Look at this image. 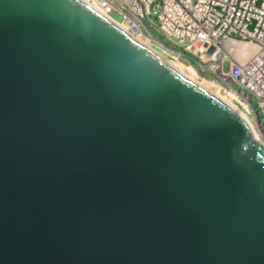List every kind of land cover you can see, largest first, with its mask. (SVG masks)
Masks as SVG:
<instances>
[{
    "label": "water",
    "instance_id": "water-1",
    "mask_svg": "<svg viewBox=\"0 0 264 264\" xmlns=\"http://www.w3.org/2000/svg\"><path fill=\"white\" fill-rule=\"evenodd\" d=\"M0 264H264V145L90 4L0 0Z\"/></svg>",
    "mask_w": 264,
    "mask_h": 264
},
{
    "label": "built area",
    "instance_id": "built-area-1",
    "mask_svg": "<svg viewBox=\"0 0 264 264\" xmlns=\"http://www.w3.org/2000/svg\"><path fill=\"white\" fill-rule=\"evenodd\" d=\"M90 1L134 36L161 31L165 38L156 35L157 41L171 61L194 67L201 80L220 83L264 133V0Z\"/></svg>",
    "mask_w": 264,
    "mask_h": 264
},
{
    "label": "bare ground",
    "instance_id": "bare-ground-1",
    "mask_svg": "<svg viewBox=\"0 0 264 264\" xmlns=\"http://www.w3.org/2000/svg\"><path fill=\"white\" fill-rule=\"evenodd\" d=\"M82 1L86 2L87 4H90L92 7H94L96 10H98L100 13H102L101 10L99 8H97V6L94 3H92L90 0H82ZM111 20H113V19H111ZM114 22L117 23L119 26H121L126 32H128L136 41L143 44L144 46L150 47L151 49L156 51L158 54H160L162 56V58L168 64H170L172 67H174L176 70H178L181 74H183L184 76H186L190 80L194 81L195 83H197L198 85L203 87L205 90L209 91L210 93L214 94L215 96L219 97L220 99H222L223 101L228 103L230 106L235 108L239 113H241V115L249 123V125L253 131L254 138L264 145L263 129L261 127H258L257 123L254 120H250V116L248 114H246L241 108H238L235 105V103H233L229 98H227L226 96H224L221 93L220 90H221L222 85L220 83H211L208 80H201V78H200L201 76L199 75L198 71L194 67H191V66H190V68H193V69H191V71L189 73L185 72V70L182 67L183 64L179 65L178 62L175 63V62L171 61L164 54H162L160 51H158L157 49H154L153 46L150 44V39H144L143 37H140V36H134L133 34H131L128 31L127 25L125 23L123 24L119 20H116ZM243 46H244V48H246V45H243Z\"/></svg>",
    "mask_w": 264,
    "mask_h": 264
},
{
    "label": "rangeland",
    "instance_id": "rangeland-1",
    "mask_svg": "<svg viewBox=\"0 0 264 264\" xmlns=\"http://www.w3.org/2000/svg\"><path fill=\"white\" fill-rule=\"evenodd\" d=\"M149 22H150V24H154L155 23V19L154 18H149ZM152 37H151V36ZM159 36L161 39H164L165 37H164V35H163V33L161 32V31H155L154 33H151V34H149L147 37H145L144 39H149V38H151V40H150V44L153 46V47H155L158 51H160L162 54H164L168 59H170V57L168 56V50L166 51L165 50V48H163V46L161 45V43H159L158 41H157V39H158V37L157 36ZM167 40L169 41V42H171V43H174V44H176L175 42H173L172 41V39H170L169 37L167 38ZM171 60V59H170ZM175 63H177L178 61H174ZM179 63V65H182V63L181 62H178ZM182 67H183V69L185 70V72H187V73H189L190 71H191V69H193V68H190V66H186V65H182ZM225 68H228V63L226 62L225 63ZM221 91V93L224 95V96H226L227 98H229L233 103H235L233 100H232V98H230L229 96H227L222 90H220ZM235 105L238 107V108H241V107H239L236 103H235ZM242 109V108H241ZM246 114H248L244 109H242ZM249 115V114H248ZM263 116H264V114H262ZM250 116V115H249ZM250 120H252V117L250 116ZM263 122H264V117H263Z\"/></svg>",
    "mask_w": 264,
    "mask_h": 264
}]
</instances>
